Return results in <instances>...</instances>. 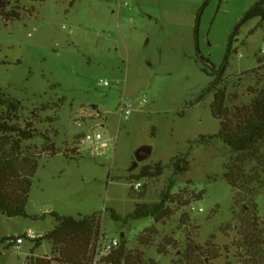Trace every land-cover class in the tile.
Wrapping results in <instances>:
<instances>
[{
    "label": "rangeland",
    "instance_id": "1",
    "mask_svg": "<svg viewBox=\"0 0 264 264\" xmlns=\"http://www.w3.org/2000/svg\"><path fill=\"white\" fill-rule=\"evenodd\" d=\"M207 1L23 0L21 20L0 16V97L18 105L14 124H32L42 135L22 143L23 156L42 153L27 206L37 218L0 210V264H27L31 256L71 264L53 255L49 240L10 245L27 233L52 232L53 212L89 218L88 255L78 264L104 260V244L123 242V234L124 264H238L246 203L235 201L224 177L235 155L223 140L211 146L197 140L220 131L209 91L229 53L219 88L227 91L229 111L250 105L249 89L263 86L256 69L264 60V20L241 26L261 0H212L204 8ZM123 102L133 104L128 118ZM90 130L102 132L111 148L97 156L81 151ZM10 137L1 134L0 143ZM47 146L57 155L44 154ZM192 146L190 171L172 191L170 218L113 219V210L126 218L139 204L159 202L173 160ZM144 147L153 154L134 168ZM157 164L164 167L160 175L150 168ZM259 169L257 161L245 166L249 175ZM252 198L264 230V186Z\"/></svg>",
    "mask_w": 264,
    "mask_h": 264
},
{
    "label": "trees",
    "instance_id": "2",
    "mask_svg": "<svg viewBox=\"0 0 264 264\" xmlns=\"http://www.w3.org/2000/svg\"><path fill=\"white\" fill-rule=\"evenodd\" d=\"M22 1L0 0V16L6 17L9 21L21 20L20 7ZM211 1L208 0L204 8L208 7ZM200 17L201 15L198 19ZM254 18L264 20V0L258 2L247 13L241 26ZM230 55L231 53L228 54L227 63L221 69L213 72L212 76L215 79L209 91V94L214 96L211 109L214 116L221 122L220 131L213 135H201L197 140V144L211 146L216 141L223 140L229 146L232 155H235V159L226 167L227 171L224 177L233 187L235 201L237 198L238 201L246 203V215L243 219L241 217L242 229L240 235L242 244L238 246L239 249H243L244 254L240 256L238 264H264V230L261 229L258 206L252 201L257 188L264 186V181L260 176L263 174L262 169H264V60L259 59L260 66L256 69V72H262L257 83L262 84L263 82V86L255 89L250 88L249 91L254 95L250 105L243 106L232 113L227 107V91L219 89L220 81L229 66ZM18 110L19 107L16 102L0 97V135L11 136L9 141L0 143V210L9 218L31 217L36 219V216L29 215L27 206L42 153L30 157L23 156L22 143L42 135L32 127V124L27 125L26 128L14 124L17 117L15 114L12 116V113H17ZM8 146L11 147L8 148ZM192 150L193 146L186 155L178 156L173 160L174 175L159 202L153 205L139 204L136 211L126 218L113 210V219L128 224L131 220L154 218L156 222H162L170 218L174 214L172 208L169 207L172 191L178 178L190 171L189 156ZM42 152L44 154L50 153L51 156L57 155L54 146L50 148L47 146L42 149ZM253 161H257L260 171L249 175L245 171V166ZM150 168L156 171L158 175L162 173V170L164 172V167L161 164ZM242 192L244 194L240 195ZM52 216L57 221L55 229L36 240L37 244L49 240L54 245L53 255L59 253L60 257L66 262L71 264L80 263L87 257L90 246L89 218L77 219L62 216L57 212H53ZM127 243L126 239L123 240L121 247L112 251L107 258L99 261L98 264H124L128 260ZM195 249H192V251L197 252L198 246H195ZM191 258L195 260L194 256L190 257L189 255L188 259L191 260ZM217 258H220V256H217ZM32 259H34L33 256L29 257L27 264H54L55 262V258L49 256L38 257L34 262L31 261ZM60 261L63 262V260Z\"/></svg>",
    "mask_w": 264,
    "mask_h": 264
},
{
    "label": "built area",
    "instance_id": "3",
    "mask_svg": "<svg viewBox=\"0 0 264 264\" xmlns=\"http://www.w3.org/2000/svg\"><path fill=\"white\" fill-rule=\"evenodd\" d=\"M105 85H109L108 81H104ZM133 104L131 102L124 103L122 105L121 114L123 117L128 118L132 114ZM81 151L90 156H97L103 153L105 149L111 148L109 143L104 140V134L102 132H96L90 130L81 139ZM142 187L141 183L134 185V189L139 190ZM38 234L27 233L24 236H20L17 240H11L10 245H14L16 248L20 249L21 245L24 244L26 239L35 241L39 239ZM122 245V240L120 238H111L107 241L102 248V256L110 254L112 251L117 250ZM99 261L93 262V264H98Z\"/></svg>",
    "mask_w": 264,
    "mask_h": 264
},
{
    "label": "water",
    "instance_id": "4",
    "mask_svg": "<svg viewBox=\"0 0 264 264\" xmlns=\"http://www.w3.org/2000/svg\"><path fill=\"white\" fill-rule=\"evenodd\" d=\"M98 105H94L93 109H97ZM153 154V149L150 147H144L137 151L136 153V163L134 165V168H137L140 163L148 160L151 158ZM123 240H125V237L123 235Z\"/></svg>",
    "mask_w": 264,
    "mask_h": 264
},
{
    "label": "crops",
    "instance_id": "5",
    "mask_svg": "<svg viewBox=\"0 0 264 264\" xmlns=\"http://www.w3.org/2000/svg\"><path fill=\"white\" fill-rule=\"evenodd\" d=\"M47 235V234H46ZM124 235V237H125V234H123ZM42 236V235H41ZM125 239L127 240V236L125 237Z\"/></svg>",
    "mask_w": 264,
    "mask_h": 264
}]
</instances>
